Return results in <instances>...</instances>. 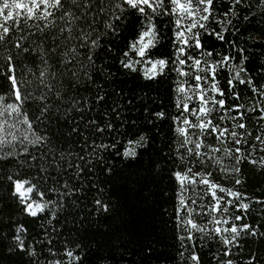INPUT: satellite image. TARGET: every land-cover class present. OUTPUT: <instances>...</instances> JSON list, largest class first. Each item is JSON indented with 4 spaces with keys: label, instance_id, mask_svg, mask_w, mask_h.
<instances>
[{
    "label": "snow or ice",
    "instance_id": "1",
    "mask_svg": "<svg viewBox=\"0 0 264 264\" xmlns=\"http://www.w3.org/2000/svg\"><path fill=\"white\" fill-rule=\"evenodd\" d=\"M257 153L264 0H0V264H262Z\"/></svg>",
    "mask_w": 264,
    "mask_h": 264
},
{
    "label": "trees",
    "instance_id": "2",
    "mask_svg": "<svg viewBox=\"0 0 264 264\" xmlns=\"http://www.w3.org/2000/svg\"><path fill=\"white\" fill-rule=\"evenodd\" d=\"M222 10V9H221ZM255 24V21L253 22ZM170 27V25L167 24V21H165V25L164 27H162L161 31H165L167 33L168 36L171 35L170 31H167V29ZM252 31L253 34H256V32L258 31L256 28L252 27L251 25L246 27L237 37L238 41L240 43H243V40L240 39L241 37H243L244 39L247 38L248 32ZM131 32L132 29H128L124 32L123 37L121 38L120 41V45L122 46L123 43L125 42L126 38H130L131 36ZM231 38V37H230ZM206 44H214L215 48L217 51H219L222 47L220 42H216L214 40H206L205 41ZM226 47V46H225ZM161 51H167V45L164 48H161ZM126 79V86L129 88H137V87H143L140 79L138 77L135 76H131V77H125ZM151 87L153 88H157L159 87V94H160V98L163 100L164 102V106L166 108H168V103H169V94L167 92V88H168V81L165 80L163 81L159 86L157 85H152ZM241 91H243V89H241ZM172 109H169V112H171ZM160 133L161 135H164L168 132V128H169V122L168 121H164L160 126ZM264 153H257V155H262ZM228 162L225 161V164H227ZM246 170L248 171L249 176H252L253 178L249 181L248 185H246L245 187L241 188L240 191L244 192L247 191L249 193H253L256 192L257 194L260 191V184L257 183V181L261 180V177L264 176V173H254L253 171L250 170V166H245ZM219 178V177H218ZM223 182V181H221ZM165 183H167L165 181ZM6 187V185L4 186ZM134 199L132 198L131 194L129 195V203L130 204H134ZM157 207V215L159 216V211L163 210L165 208L169 209V213L171 211V207L170 205L161 200V202L159 203V205L156 206ZM40 215V214H38ZM162 219H167V216L161 217ZM16 219H18L19 221L23 222L25 224V226L29 229V233L31 234L34 225H35V221L33 220V218L27 216L26 214H19L16 216ZM10 222H6L5 224V229L7 230V225ZM253 247H255V245H252ZM262 248H264V244L261 245ZM180 248V244L179 242L176 241H172L171 239V234H168V243L167 245L162 249L163 251V256L160 257V259L163 261V264H180V258L177 256V251ZM213 248H215V245H213ZM158 251H160V249L158 248ZM203 251L205 253H207V246H205V248L203 249ZM245 251H247V248L245 249ZM153 264H155V258H153ZM205 264H207V256H205ZM262 264H264V261H262Z\"/></svg>",
    "mask_w": 264,
    "mask_h": 264
}]
</instances>
